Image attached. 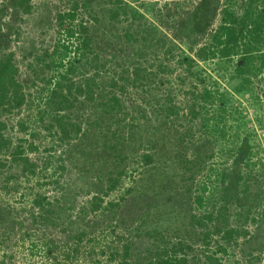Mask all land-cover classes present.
Here are the masks:
<instances>
[{
  "label": "rangeland",
  "instance_id": "obj_1",
  "mask_svg": "<svg viewBox=\"0 0 264 264\" xmlns=\"http://www.w3.org/2000/svg\"><path fill=\"white\" fill-rule=\"evenodd\" d=\"M17 1L0 0V58L12 54L15 79L22 85L26 102L10 112L0 113V121L7 125L3 132L11 142L0 153V202L14 208L8 224H13L16 236L24 237L17 245L13 239L3 237L0 264H146L152 256L148 255V249L155 252L166 247L170 250L175 242H180L182 250L174 256H185L188 264H264V77L261 82L237 93L233 89L237 79L230 78L236 57L197 61L193 66L192 71L198 70L207 83L215 80L219 90L228 92L232 108L228 107L225 113V139L204 129L203 113L187 125H191L194 144L199 146V153L204 157L201 171L185 181L186 172L180 159L191 156L188 150L191 141L178 140L175 136L184 130V120L181 126H175V131L169 123L167 127L160 126L148 110L146 117L135 120L124 135L126 147L110 153L98 147L97 153L92 151L102 143V138L97 136L99 128L90 124L92 113L89 121L82 119L80 124L85 138L78 134L69 142L60 141L54 129L44 128L46 116L39 120L37 115L52 88V82L46 80H53L50 76L56 73V52L59 44L67 41L57 24L56 14L68 10L74 0H27L28 12L17 6ZM123 1L140 13L133 21L137 30L153 32L181 48L172 51L176 58L170 57L172 53L169 52L164 59L174 68L170 76L181 72L177 57L192 54L187 50L189 43L184 39V30L171 16L170 9L176 2L192 1L194 4L197 0ZM111 2L91 0L90 12L100 17L105 38L114 41L117 48L132 52L133 47L124 44L122 38L123 29L131 20L123 16L110 20L107 10ZM237 2L235 11L240 14L242 0ZM82 15L85 23L91 22L88 15ZM82 20L76 16L71 24ZM218 21L219 13L216 12L210 28ZM68 53V58L72 59L74 54ZM78 68L81 69L76 76L83 74L84 69ZM173 78V85L182 88L176 102L184 107V101L188 100L184 89H193L196 77L184 80L183 76L175 75ZM89 107L90 104L85 103L82 109ZM96 117L100 120L101 115L96 113ZM106 117L103 118L107 123ZM21 124L24 129L20 128ZM234 134L237 141L229 140ZM243 137L247 138L253 152L252 162H256L245 180L250 182L246 192L243 180L236 182L237 174H243L241 163L244 159L237 150ZM147 139L154 141L156 152L145 164L140 154L146 148ZM30 142L35 149L29 150ZM221 150L229 152V159L220 155ZM119 153L126 155L121 164L113 155ZM23 159L34 164L33 174L21 175ZM223 161L229 178L218 189L224 191L225 199L230 202L228 210L232 214V224L242 225L246 233L225 239L219 233L210 232L204 241L200 233L204 229L189 218V210H193L190 209L192 195L186 193V188L192 180L193 183L202 181L209 167ZM122 167L116 187L109 189L108 180ZM9 175L18 176L16 180L6 179ZM35 193L44 195L45 202L57 206L53 222L37 221L38 216L45 213L32 206ZM229 195L238 199L230 200ZM94 198L96 204L99 203L92 210ZM236 213L240 217L247 216V220L235 221ZM148 231L160 234L156 241L143 236ZM30 240L37 247L31 248ZM219 245L227 247L226 254L218 250Z\"/></svg>",
  "mask_w": 264,
  "mask_h": 264
},
{
  "label": "trees",
  "instance_id": "obj_2",
  "mask_svg": "<svg viewBox=\"0 0 264 264\" xmlns=\"http://www.w3.org/2000/svg\"><path fill=\"white\" fill-rule=\"evenodd\" d=\"M89 1L91 0H74V4L68 10L56 14L57 24L67 37V41L59 44L55 60L56 73L50 76L53 80L50 78L46 80L48 83L52 82V88L47 93L44 107L38 111L37 119L44 120L46 116L44 128L50 131L54 129L60 141L69 142L78 134L85 138L86 134L81 132L80 124L82 119L89 121L88 117L92 113L94 117L90 124H95L96 128H99L97 136L102 138L101 146L92 148L94 153H97V147L108 153L118 151L120 147L125 148L124 135H127L136 123L135 120L146 117L148 110L162 127L164 124L167 127L166 123H169L175 130V126H181L184 120V130L175 133V136L178 140L184 138V141H191V146L188 147L191 156H184L180 162L186 172L184 180L192 179L196 172L201 171L204 156L199 153V146L194 144L192 138L195 133L191 125H187L203 113L204 129L225 139L227 133L223 122L226 109L231 107L228 92L225 89L219 90L215 80L207 83L198 70L192 71V68L197 61L236 57L230 74L231 79H237L234 92L239 93L252 87V84L261 82L264 77V0H242L240 14L235 11L238 0H197L194 4L192 1L176 2L170 9L172 12L170 14L178 26L183 28L184 39L189 43L187 50L192 55L177 57L176 63L181 72L172 76L170 74L174 68H170L169 62H164V59L168 58V53H172L174 49L181 50L178 45L170 40L169 43L162 36H155L153 32L137 30L133 21L140 15L138 10L123 0H112L107 10L108 18L115 21L123 16L131 20L122 33L123 43L133 47L132 52L127 53L122 47L117 48L114 41L105 38L100 17L96 12L93 11V14L90 12ZM16 5L24 12H28L27 0H18ZM79 8L82 10L78 13ZM216 12L219 13V21L210 28ZM83 13L88 15L90 23L82 20ZM76 16L82 21L71 24ZM70 51L74 54L72 59L68 58ZM11 55L0 58V113L10 112L12 108L26 102L22 85L15 79V66L11 63ZM170 57L176 58L173 53ZM78 66L84 69L80 76L75 75L77 70L81 69ZM175 75L183 76L184 80L191 76L196 77V82L192 86L194 88L184 89L183 94H186L188 99L187 102L184 101V107L176 102L177 93L182 88L176 86L177 84L173 85ZM85 103L90 104L89 109H82ZM96 113L101 115L100 120ZM104 116L109 119L107 123L104 122ZM6 127V123L0 121V153L11 143L3 132ZM20 128L25 127L21 124ZM229 140L237 141V136L234 134ZM146 143L140 159L148 164L156 152L154 150L156 147L153 140L147 139ZM35 148L36 146L30 142L29 150ZM237 150L241 152L244 161L241 163L243 174H237L236 182L243 180V191L246 192L250 182L245 180H248L253 170L252 166H255L256 162L251 160L253 152L246 137L239 140ZM223 154L227 158L229 152L221 150L220 155ZM113 155L119 164L126 158V155L121 153ZM224 162L209 167L202 181L193 183L192 180L191 185L186 188V193L192 195L190 209L193 210H189V218L194 225L204 229L200 232L204 241L209 238L210 232L219 233L225 239L246 233L242 225L232 224V214L228 210L230 202L225 199L224 191L218 189V186L229 178V170L223 165ZM123 168L118 169L114 177L108 180L109 189L116 187ZM20 173L33 174L34 164L23 159ZM17 176L9 175L6 179L16 180ZM95 198L92 201V210L98 207L99 202L96 204L98 198ZM228 199L236 201L238 198L229 195ZM32 206L45 213L38 216V222L42 223L44 220L53 222L57 206L45 202L44 195L35 193ZM13 209L11 205L5 206L0 202V242L6 237L13 239L17 245L22 243L24 236H16L17 233L12 229L13 224H8ZM234 219L245 221L247 216L240 217V214L236 213ZM158 235L160 234L156 231L143 234L152 239V242L156 241ZM30 247L33 249L37 247L33 240H30ZM47 249L50 248L47 246ZM181 250L180 242L172 243L170 250L166 247L155 252L148 249V255L152 256L145 263L188 264L185 256L178 258L174 256ZM218 250L226 254L227 247L219 245Z\"/></svg>",
  "mask_w": 264,
  "mask_h": 264
}]
</instances>
